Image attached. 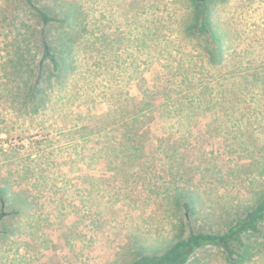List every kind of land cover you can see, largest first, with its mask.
<instances>
[{"label":"rangeland","instance_id":"rangeland-1","mask_svg":"<svg viewBox=\"0 0 264 264\" xmlns=\"http://www.w3.org/2000/svg\"><path fill=\"white\" fill-rule=\"evenodd\" d=\"M31 1L0 0V264H132L257 204L264 0H206L204 33L192 0ZM144 101L134 160L116 114Z\"/></svg>","mask_w":264,"mask_h":264},{"label":"trees","instance_id":"trees-1","mask_svg":"<svg viewBox=\"0 0 264 264\" xmlns=\"http://www.w3.org/2000/svg\"><path fill=\"white\" fill-rule=\"evenodd\" d=\"M32 2L31 0H28ZM198 1V2H197ZM201 2V6H199ZM193 5L198 10L200 7V15L196 18V28L198 31L206 32L209 28V4L206 0H192ZM43 23L47 25L54 19L47 13L41 12ZM220 39V38H219ZM44 40L43 59H50L54 65V69L60 70V62L56 56L51 53V48L48 46L46 38ZM223 40V39H222ZM63 70V67H62ZM136 109L140 111L134 112L130 118H124L126 114L117 112L116 117H119L123 122L118 124L117 130L120 131V145L125 152V157L130 159L139 158V139L137 126L139 117L143 113L145 107H151L147 101L137 102ZM122 116V117H121ZM1 201L7 194L6 190H0ZM184 206L191 210L190 203H185ZM4 216V208L1 209L0 220ZM264 228V194L259 198L257 204L249 209L245 216L240 217L228 230L223 233H210L192 231L185 238H180L168 249L162 253H154L143 255L132 262V264H187L191 257L200 249L208 246L222 248L226 255L229 264H246L256 255L259 247L256 242H251L248 237L258 238L262 235ZM247 238V240H245Z\"/></svg>","mask_w":264,"mask_h":264}]
</instances>
